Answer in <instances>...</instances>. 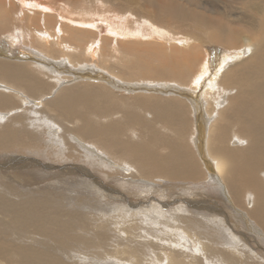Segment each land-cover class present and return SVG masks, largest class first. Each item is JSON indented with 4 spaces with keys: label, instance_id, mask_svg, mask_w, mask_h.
Segmentation results:
<instances>
[{
    "label": "bare ground",
    "instance_id": "bare-ground-1",
    "mask_svg": "<svg viewBox=\"0 0 264 264\" xmlns=\"http://www.w3.org/2000/svg\"><path fill=\"white\" fill-rule=\"evenodd\" d=\"M6 33L0 264H264V0H0Z\"/></svg>",
    "mask_w": 264,
    "mask_h": 264
},
{
    "label": "rangeland",
    "instance_id": "rangeland-1",
    "mask_svg": "<svg viewBox=\"0 0 264 264\" xmlns=\"http://www.w3.org/2000/svg\"><path fill=\"white\" fill-rule=\"evenodd\" d=\"M11 40H12V35L10 33H6V34L1 35L0 36V50L9 53V50L11 51L13 48V47H11L12 46ZM209 52H211V54L213 53L214 55L218 56L219 58H221V56L223 54L217 49H209ZM66 189H68V187H66ZM111 246L110 247L106 246L105 249L100 248L99 250H97V251L94 250L93 252L92 251L86 252V251H82L81 249H77L76 251H81L85 254V255H82L85 258V259L81 260L82 262H80V259L77 256L78 252L74 253L75 249H73L72 253L75 255V257H74V259H71V261L73 260L72 263H76V264H110L111 262H113L117 258H124L123 255L115 253L116 252L114 250L115 245H111ZM73 254H71L70 256H73ZM70 256H69V258H70ZM115 257H117V258H115Z\"/></svg>",
    "mask_w": 264,
    "mask_h": 264
}]
</instances>
